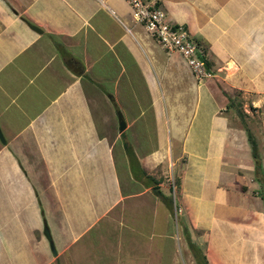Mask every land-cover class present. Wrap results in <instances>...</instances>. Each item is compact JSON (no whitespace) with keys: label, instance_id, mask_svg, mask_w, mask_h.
<instances>
[{"label":"crops","instance_id":"0c3cea01","mask_svg":"<svg viewBox=\"0 0 264 264\" xmlns=\"http://www.w3.org/2000/svg\"><path fill=\"white\" fill-rule=\"evenodd\" d=\"M157 5L209 77L123 0H0V264H264V0Z\"/></svg>","mask_w":264,"mask_h":264},{"label":"built area","instance_id":"2783aa9c","mask_svg":"<svg viewBox=\"0 0 264 264\" xmlns=\"http://www.w3.org/2000/svg\"><path fill=\"white\" fill-rule=\"evenodd\" d=\"M129 7L132 19L143 26L166 52H176L183 59L195 79L211 75L201 58L198 42L189 35L182 25L171 24L164 11L158 7V0H123ZM173 191V181L169 182Z\"/></svg>","mask_w":264,"mask_h":264},{"label":"rangeland","instance_id":"374dc122","mask_svg":"<svg viewBox=\"0 0 264 264\" xmlns=\"http://www.w3.org/2000/svg\"><path fill=\"white\" fill-rule=\"evenodd\" d=\"M163 174V173H162ZM162 174H160L161 176H160V179H161V181H163V184L165 185V186H168L169 187V182H171V180H175V173H171V172H165L163 175ZM158 176V173L157 174H155V176ZM168 196H170V198H171V201H172V207L174 206V211L176 212V214H174V212H173V223L175 224V227L176 228H178V216H177V211H176V208H177V200H176V193H175V190L174 191H172L170 188H168ZM173 228H174V226H173ZM173 231H174V229H172ZM179 251L177 252V250L175 249V251H173V252H175V253H173L172 252V254H171V257H169V259H167L166 260V258L164 257L163 258V260H164V262H163V264H187L186 263V260H185V256H186V254H187V250L185 249V248H183V245H182V243H184L183 242V240H182V238H180V240H179ZM101 258H102V256H101ZM100 258V260H102Z\"/></svg>","mask_w":264,"mask_h":264},{"label":"trees","instance_id":"16d2710c","mask_svg":"<svg viewBox=\"0 0 264 264\" xmlns=\"http://www.w3.org/2000/svg\"><path fill=\"white\" fill-rule=\"evenodd\" d=\"M246 135H247V141L250 145V151H251V157H252V161H253V167H254V174L255 176L257 174H259V172H261V164H260V159L257 153V149H256V143L254 141V138L252 137V135L250 134L249 131H246ZM124 146L127 148V144L124 143ZM143 174L145 175V177H147L149 180L153 181V184H156L158 181H156L152 176L150 175H146L144 172ZM264 177L263 179H259V183H260V196L263 200V204H264V183H263ZM177 182V181H176ZM151 191L155 196H160V192L158 190V187L156 185L151 187ZM189 246V244H188ZM191 247V244L190 246Z\"/></svg>","mask_w":264,"mask_h":264},{"label":"water","instance_id":"95a60500","mask_svg":"<svg viewBox=\"0 0 264 264\" xmlns=\"http://www.w3.org/2000/svg\"><path fill=\"white\" fill-rule=\"evenodd\" d=\"M32 28L33 29H36L34 26H32ZM123 126H124V124L122 123V121H120V123H119V129H122ZM0 140H2L1 132H0ZM43 233L46 236V238L49 240V236H48V232H47L46 228H44ZM49 244H50V248H51L52 254H55L54 248H53L52 243L50 241H49Z\"/></svg>","mask_w":264,"mask_h":264}]
</instances>
